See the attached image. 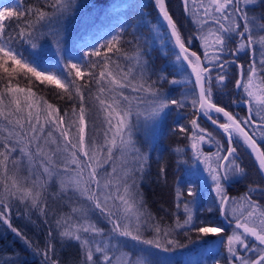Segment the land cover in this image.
Listing matches in <instances>:
<instances>
[{
    "label": "snow or ice",
    "instance_id": "snow-or-ice-1",
    "mask_svg": "<svg viewBox=\"0 0 264 264\" xmlns=\"http://www.w3.org/2000/svg\"><path fill=\"white\" fill-rule=\"evenodd\" d=\"M181 2L194 25L187 37L166 0H154L164 21L160 27L173 45L171 66L184 80L152 68L146 41L137 35L140 25L127 18L114 27L110 39L84 51L88 59L81 63L65 47L67 21L78 11L77 0H17L15 8L0 11V223L41 264H60L57 241L78 246V264H172L161 253L179 246L172 238L176 229L202 236L225 232L221 226H197L192 183L175 189V207L185 216L183 223L177 217L175 228L163 227L145 208L139 180L148 156L136 146L134 132L141 117L146 126L150 122L155 127L173 108L185 107L192 109L191 131L183 125L178 131L205 165L220 214L227 218L231 212L229 223L234 222L226 239L228 264H264V207L253 199L257 192L264 195V186L251 187L239 200L228 194V183L245 175L238 146L254 156L264 175V146L259 142L264 141V89L255 84L257 79L264 84V15L253 16L249 8L264 0ZM13 20L18 29L14 36L8 31ZM127 35L132 39L126 40ZM196 39L202 54L192 50ZM16 41L36 54L25 56ZM45 43L53 49L55 65L39 62L38 50ZM161 44L166 46L162 37ZM242 53L250 55L246 65L238 63ZM121 59L127 64L121 65ZM57 65L64 71H55ZM230 65L238 69L235 88L243 95L233 103L247 106L243 118L215 99L214 89L226 87ZM37 82L53 86L59 99L72 101L71 111L62 112L38 96ZM163 83L192 88L172 98L161 91ZM201 117L216 126L221 140L200 125ZM205 143H215L216 151L205 152ZM175 151L183 154L184 148ZM160 173H165L163 166ZM20 208L35 211L50 224L42 249L12 225V212Z\"/></svg>",
    "mask_w": 264,
    "mask_h": 264
},
{
    "label": "trees",
    "instance_id": "trees-1",
    "mask_svg": "<svg viewBox=\"0 0 264 264\" xmlns=\"http://www.w3.org/2000/svg\"><path fill=\"white\" fill-rule=\"evenodd\" d=\"M33 2L34 0H26L28 4ZM40 2L43 3L44 0H40ZM77 4L78 11L73 18L67 21L65 47L71 49L70 56L81 57V63L85 62L88 58L83 56V52L77 45L83 43L90 44L92 40H95L94 47H99L100 44H103L107 40L106 36L108 32L114 27H118L120 22L127 18L131 22L140 25L137 35L141 36L142 42L146 41V43H143V47L149 53L146 58L149 60L152 68L156 71L164 68L167 72L173 73L177 79L184 80L182 75L174 73L171 66V62L174 60L173 45L165 35L166 29L160 27L164 23L154 0H77ZM166 4L184 36H190L194 25L190 17L185 13L181 0H166ZM16 6L17 0H0V11L5 8H15ZM249 8L250 14L253 16L264 15V3H257L256 5L249 6ZM42 30L46 31V29ZM8 31L13 36L18 31L15 20L10 22ZM129 32H131V29H129ZM161 37L164 39L166 46L161 44ZM125 39L131 40L132 36L127 35ZM15 46L24 52L25 56H28L30 53L36 54L34 50L22 41H16ZM191 47L198 54L203 53L199 39L194 40ZM124 51H129L127 45L124 46ZM38 53L40 63L56 64L53 49L48 44L45 43L44 47L38 50ZM92 59L95 60L97 58L92 57ZM227 59L232 60L234 57L227 56ZM257 59H259V56H257ZM113 60H116L115 56H113ZM249 60L250 55L242 53L238 59V63L246 65ZM119 63L121 65L127 64L123 59ZM54 70L64 71L62 65H57ZM237 75L238 69L236 65H230L228 68V79L225 82L226 87L214 89V92L218 104L225 106L229 111L243 118L247 115V106L242 103H233L234 100H238L243 95L241 90L235 88ZM255 84L259 88L264 89V84H261L259 79L255 81ZM191 88V84L185 86L184 84L171 85L163 83L161 91L170 94L172 98H179L181 89L188 91ZM34 91L37 92L38 96H43L49 102L57 104L62 112L65 110L71 111L73 102L67 99H59L56 95L57 90L53 86L41 85L37 82ZM253 112L255 114V107ZM192 118V109L190 107H185L184 109L173 108L167 118L162 120L160 125L158 124L160 128L156 131V141L147 155L148 164L142 179L139 180L140 191L147 212L151 213L163 227L175 228L177 217H179L181 223L185 219L182 209L177 210L175 207V189L177 186L185 188L189 183H192L196 192L195 203L191 205L195 222H197V217H199L203 224L221 226L225 229V232L220 235L202 236V234L188 229H176L172 238L178 242L179 246L175 247L173 251L161 253V255L170 257L174 264H179L181 257L185 258L188 262H190L191 258V264H208L210 262L216 263L217 261L219 264H228L225 241L234 225L233 223H229V220L232 219L231 212L227 218L224 217L227 224H223L219 216L216 201L211 193L207 194L208 187H200L198 180L193 176L191 148L186 147L189 141L185 138V134L178 131L180 125L186 126L191 131L189 121ZM256 119L259 120V117L257 116ZM199 123L209 132H212L217 140L222 139L219 131L202 118H200ZM138 130L139 133L146 132L142 121ZM139 136L135 137V141L136 144L141 143L142 145V142H138ZM257 139L259 141V137ZM259 142L264 146V141ZM213 144L215 145V143ZM177 148H184V153L178 154L175 151ZM155 149H157V156L154 155ZM238 151L240 152L238 162L245 169V175L236 177L228 183V194L237 200L248 192L251 187L256 185L264 186V179L259 174L248 151L239 146ZM162 166L165 168L164 174L160 173ZM253 199L264 207V195L257 192L254 194ZM55 207L53 205V208ZM210 209L211 211H209ZM61 211L66 212L68 209L64 208ZM44 220L45 218L35 211L27 213L23 208H20L13 210L11 223L23 232L34 245L42 249L50 227V224H46ZM48 220L51 222V215H49ZM149 234L146 233V235ZM56 255L60 264H78L80 256L79 248L75 243L62 244L57 241ZM198 255L200 257H197ZM0 264H41V259L39 256L34 255L33 250L27 248L23 240L17 237L6 225L0 223Z\"/></svg>",
    "mask_w": 264,
    "mask_h": 264
},
{
    "label": "rangeland",
    "instance_id": "rangeland-1",
    "mask_svg": "<svg viewBox=\"0 0 264 264\" xmlns=\"http://www.w3.org/2000/svg\"><path fill=\"white\" fill-rule=\"evenodd\" d=\"M113 29H111L108 32V35L106 36V38H108V39L111 38V35L114 34ZM94 43H95V40H92L90 42V44H92V45H90L89 43H86V44L83 43L84 46H82V44H79L77 46L81 49L82 52H84V51H88L92 47H94ZM70 57H72L74 59H79V61L81 62V57H78V56L77 57L70 56ZM181 90L182 91H181V95H180L179 98H181L182 94L186 92V90H184V89H181ZM141 121L143 122V128L146 130V132L139 133L138 129L135 130L133 139L135 140V137H137V135H140L138 137L139 138L138 142H142V145H141V143H138V144H136V146L138 148H140L142 153L148 155V153L151 151V148H153V143H155V141H156V138H155L156 131H158L160 126L156 125L155 127H153L150 122H147V126H146V122L144 121L143 117H141ZM159 125H160V123H159ZM140 145H141V147H139ZM154 147H156V146L154 145ZM215 147L216 146L214 144L212 145V143H205V144L202 145V148H203V150L205 152H215L216 151ZM212 149H214V150H212ZM191 153H192V158H193V160H192V162H193V165H192L193 166V176L198 180V183H199L200 187H204V186L208 187L207 194L211 193L213 198H214V200L216 201L215 193L212 190V181H211L210 177L208 176V173L205 171V165L200 160H198L195 157V155L193 154L192 150H191ZM154 155L157 156V149H155ZM187 186L185 188H187ZM57 187H58V185H57ZM216 204L218 206L217 201H216ZM196 224H197V226H205L206 225V224H203V222L200 220L199 217H197ZM230 224H232V223H230ZM233 224H234V222H233ZM209 226H212V225H209ZM233 230H234V225L232 226V231L230 232V234L233 232ZM225 247H226V241H225ZM193 256H195V255H193ZM197 257H200V256L198 255ZM227 257H228V253H227ZM180 259L181 260L179 261V264H185V263L186 264H191L190 263L191 262V258H190V262L186 261L185 258H182V257ZM193 259H194V257H193ZM172 264H174L173 261H172ZM176 264H178V263H176ZM208 264H219V262L218 261L216 263L210 262Z\"/></svg>",
    "mask_w": 264,
    "mask_h": 264
},
{
    "label": "water",
    "instance_id": "water-1",
    "mask_svg": "<svg viewBox=\"0 0 264 264\" xmlns=\"http://www.w3.org/2000/svg\"><path fill=\"white\" fill-rule=\"evenodd\" d=\"M160 15V14H159ZM161 17V16H160ZM161 19H162V17H161ZM163 21V20H162ZM163 23H164V21H163ZM189 72H190V69H189ZM204 121H206L208 124H210L212 127H214L215 129H217L216 128V126L215 125H212L211 123H210V121H208L206 118H204V117H201ZM251 156V158L253 159V162H254V164H255V166H256V168H257V170H258V166H257V163L255 162V160H254V156H252V155H250ZM258 172H259V170H258ZM259 174L261 175V177L264 179V175H262L260 172H259ZM220 213V212H219ZM220 215V218H221V220H222V222H223V224H227V221H226V219L224 218V216H222L221 214H219Z\"/></svg>",
    "mask_w": 264,
    "mask_h": 264
},
{
    "label": "bare ground",
    "instance_id": "bare-ground-1",
    "mask_svg": "<svg viewBox=\"0 0 264 264\" xmlns=\"http://www.w3.org/2000/svg\"><path fill=\"white\" fill-rule=\"evenodd\" d=\"M116 1H117V0H116ZM126 1H127V0H126ZM120 2H121V1H120ZM143 2H144V1H143ZM114 3H115V2H114ZM114 3H113V4H114ZM144 5H145V4H144ZM133 6H134V4H133ZM134 7H135V6H134ZM136 7H137V6H136ZM144 7H145V6H144ZM107 39H108V38H107ZM199 43H200V42H199ZM78 45H79V44H78ZM170 45H171V44H170ZM179 121H180V120H179ZM181 124H182V123H181ZM178 125H179V124H178Z\"/></svg>",
    "mask_w": 264,
    "mask_h": 264
}]
</instances>
